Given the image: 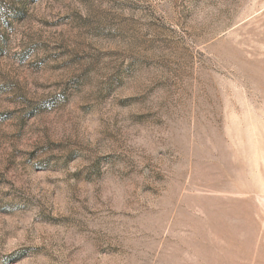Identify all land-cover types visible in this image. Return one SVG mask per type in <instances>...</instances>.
Listing matches in <instances>:
<instances>
[{"label":"rangeland","instance_id":"obj_1","mask_svg":"<svg viewBox=\"0 0 264 264\" xmlns=\"http://www.w3.org/2000/svg\"><path fill=\"white\" fill-rule=\"evenodd\" d=\"M0 264H264V0H0Z\"/></svg>","mask_w":264,"mask_h":264}]
</instances>
